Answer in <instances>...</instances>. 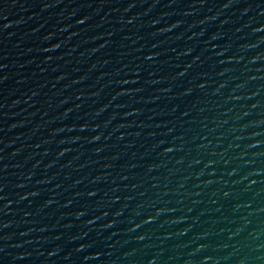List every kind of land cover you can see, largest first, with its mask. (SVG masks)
Masks as SVG:
<instances>
[{"label":"water","instance_id":"water-1","mask_svg":"<svg viewBox=\"0 0 264 264\" xmlns=\"http://www.w3.org/2000/svg\"><path fill=\"white\" fill-rule=\"evenodd\" d=\"M0 264H264V0H0Z\"/></svg>","mask_w":264,"mask_h":264}]
</instances>
